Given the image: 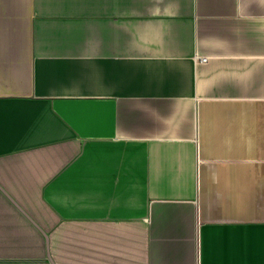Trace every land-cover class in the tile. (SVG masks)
<instances>
[{
    "label": "crops",
    "instance_id": "crops-1",
    "mask_svg": "<svg viewBox=\"0 0 264 264\" xmlns=\"http://www.w3.org/2000/svg\"><path fill=\"white\" fill-rule=\"evenodd\" d=\"M51 261L264 264V0H0V264Z\"/></svg>",
    "mask_w": 264,
    "mask_h": 264
},
{
    "label": "built area",
    "instance_id": "built-area-1",
    "mask_svg": "<svg viewBox=\"0 0 264 264\" xmlns=\"http://www.w3.org/2000/svg\"><path fill=\"white\" fill-rule=\"evenodd\" d=\"M199 60H200L201 62L205 63V62H207L208 58H206V57H201V58H199Z\"/></svg>",
    "mask_w": 264,
    "mask_h": 264
},
{
    "label": "water",
    "instance_id": "water-1",
    "mask_svg": "<svg viewBox=\"0 0 264 264\" xmlns=\"http://www.w3.org/2000/svg\"><path fill=\"white\" fill-rule=\"evenodd\" d=\"M51 263L54 264L53 261H51Z\"/></svg>",
    "mask_w": 264,
    "mask_h": 264
}]
</instances>
